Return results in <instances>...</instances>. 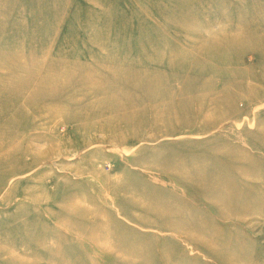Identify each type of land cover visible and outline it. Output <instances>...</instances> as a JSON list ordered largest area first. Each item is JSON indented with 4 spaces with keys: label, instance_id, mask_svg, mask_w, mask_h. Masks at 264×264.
<instances>
[{
    "label": "rangeland",
    "instance_id": "374dc122",
    "mask_svg": "<svg viewBox=\"0 0 264 264\" xmlns=\"http://www.w3.org/2000/svg\"><path fill=\"white\" fill-rule=\"evenodd\" d=\"M0 264H264V0H0Z\"/></svg>",
    "mask_w": 264,
    "mask_h": 264
},
{
    "label": "bare ground",
    "instance_id": "6f19581e",
    "mask_svg": "<svg viewBox=\"0 0 264 264\" xmlns=\"http://www.w3.org/2000/svg\"><path fill=\"white\" fill-rule=\"evenodd\" d=\"M239 262V261H238Z\"/></svg>",
    "mask_w": 264,
    "mask_h": 264
}]
</instances>
